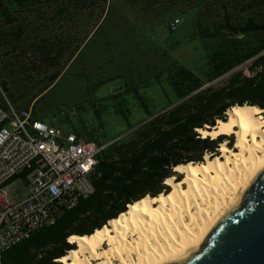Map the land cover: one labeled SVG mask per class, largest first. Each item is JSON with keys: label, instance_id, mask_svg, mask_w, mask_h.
<instances>
[{"label": "trees", "instance_id": "16d2710c", "mask_svg": "<svg viewBox=\"0 0 264 264\" xmlns=\"http://www.w3.org/2000/svg\"><path fill=\"white\" fill-rule=\"evenodd\" d=\"M125 1L143 11L156 9L159 15L164 10L167 13L162 16L167 17V21L176 14L198 10L194 25L201 26L200 19L205 22V31L200 34L204 38L256 33L263 35V39L234 64L230 59L220 58L219 51L212 53L208 81L250 60L246 67L248 74L236 70L219 87L204 86L200 76L174 62L168 84L175 97L169 100L170 107L164 111L154 112L149 108L146 97L139 94L141 86L138 85L126 84L124 89L93 103L98 116L110 107L129 126L130 106L134 101V105L141 106L147 114L144 127L136 129L125 142L114 140L107 145L96 158L94 193L81 198L53 224L4 251L3 264H60L57 258L75 247L68 241L69 235L93 232L125 211L128 203L146 194L166 193L169 186L164 180L177 174L176 165L203 161L204 153H215L218 143L226 138L202 137L197 128L213 126L217 119H226L227 110L234 105L247 103L264 109V17L253 15L256 7H261L256 0ZM108 2L110 0H0V102L4 103L3 94L17 108L38 102L92 34L87 36L86 33L73 43L70 23L79 18L80 13L91 16L98 11L97 19L105 16L93 31L96 32L109 13ZM231 9L237 14L248 12L247 17L243 21H232Z\"/></svg>", "mask_w": 264, "mask_h": 264}, {"label": "rangeland", "instance_id": "374dc122", "mask_svg": "<svg viewBox=\"0 0 264 264\" xmlns=\"http://www.w3.org/2000/svg\"><path fill=\"white\" fill-rule=\"evenodd\" d=\"M256 4H261V7H256L253 15L256 18L264 17V4L260 0H256ZM109 9L105 22L96 32L93 31L105 16L103 14L97 19L98 11L92 12L91 16L89 13H80L79 18L76 17L70 23L73 43L86 33L87 36L92 34L43 92L42 98L28 107H22L31 108L34 115L65 133L80 132L102 143L127 141L136 129L144 127L147 114L133 101L128 119L132 127L129 128L130 125L110 107L98 116L93 105L98 99L124 89L126 84L138 85L141 86L139 94L146 97L148 107L154 112L164 111L170 107L169 100L175 97L168 84L174 62L195 72L204 80V86L219 87L236 70L248 74L246 67L250 60L208 81L213 64L212 53L219 51L220 58L230 59L234 64L263 39V35L256 33L204 38L200 34L205 31V22L200 19L201 26L194 25L198 10L174 15L173 18H180L181 21L174 29H168L167 22L171 19L167 21V17L162 16L167 13L164 10L160 15L156 9L143 11L125 0H110ZM247 14H237L233 9L231 19L243 21ZM226 32L230 33L229 30ZM225 137L228 145L232 146L234 136ZM218 147L215 153L209 154H218ZM176 173V179L182 178L181 174ZM7 191L17 200L24 199L28 194L26 182L22 178L8 183Z\"/></svg>", "mask_w": 264, "mask_h": 264}, {"label": "bare ground", "instance_id": "6f19581e", "mask_svg": "<svg viewBox=\"0 0 264 264\" xmlns=\"http://www.w3.org/2000/svg\"><path fill=\"white\" fill-rule=\"evenodd\" d=\"M264 109L234 105L224 120L202 137L227 138L218 154L205 153L203 161L180 163L166 177L170 189L127 204L125 211L89 234H71L75 247L57 258L60 264H165L193 250L215 221L241 196L254 175L264 167ZM207 133V135H205Z\"/></svg>", "mask_w": 264, "mask_h": 264}, {"label": "built area", "instance_id": "2783aa9c", "mask_svg": "<svg viewBox=\"0 0 264 264\" xmlns=\"http://www.w3.org/2000/svg\"><path fill=\"white\" fill-rule=\"evenodd\" d=\"M180 18L168 22L174 29ZM0 102V264L4 251L56 222L81 198L95 191L97 155L102 143L63 132L35 116L31 108L15 109ZM26 182L27 196L17 200L7 184Z\"/></svg>", "mask_w": 264, "mask_h": 264}, {"label": "water", "instance_id": "95a60500", "mask_svg": "<svg viewBox=\"0 0 264 264\" xmlns=\"http://www.w3.org/2000/svg\"><path fill=\"white\" fill-rule=\"evenodd\" d=\"M165 264H264V167L193 250Z\"/></svg>", "mask_w": 264, "mask_h": 264}, {"label": "snow or ice", "instance_id": "6c2138e0", "mask_svg": "<svg viewBox=\"0 0 264 264\" xmlns=\"http://www.w3.org/2000/svg\"><path fill=\"white\" fill-rule=\"evenodd\" d=\"M196 131H197V132H199L200 130H199V129H197ZM205 135H207V133H205ZM165 183H167V181H165Z\"/></svg>", "mask_w": 264, "mask_h": 264}]
</instances>
